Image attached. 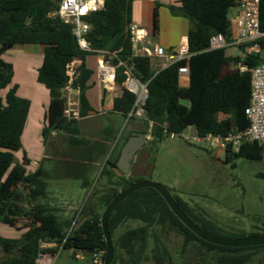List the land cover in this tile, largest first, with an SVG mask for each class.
I'll use <instances>...</instances> for the list:
<instances>
[{
  "label": "trees",
  "instance_id": "trees-1",
  "mask_svg": "<svg viewBox=\"0 0 264 264\" xmlns=\"http://www.w3.org/2000/svg\"><path fill=\"white\" fill-rule=\"evenodd\" d=\"M61 1L0 0V226L25 231L19 238H8L0 232V264H36L41 255L55 254L61 247L85 257L98 254L104 261L106 242L101 217L121 191L140 181L136 178V169L141 159L139 155L129 176L118 170L121 149L131 135L125 137L116 155H110L100 173V179L107 180V187L93 190L91 195L98 196L97 203L85 206L81 211L87 218H82L79 226L74 228L71 220L60 221L42 203L49 196L43 163L28 173L31 161L26 153L21 162L15 161V154L23 150L31 101L17 95V87L13 85V66L3 59L6 52L15 46L39 45L44 48L37 80L49 91L51 102L45 116L42 143L46 147L53 132L64 133L73 149L90 145V141L80 137L77 119H69L65 114V89L70 82L68 70L76 61L81 64L76 68L71 87L79 92L80 119L98 114L87 97L95 74L86 66L89 57L107 53L105 59H111L116 67V85L122 87V93L113 100L110 114L118 116L122 123L128 120L137 99L123 86L126 72L148 84V97L143 107L146 129L142 133L150 136V145H157L167 137H179L189 128H195L200 137L210 134L227 136L246 130L249 120L245 110L251 101V74L234 66L241 64L251 70L264 64V39L259 43L262 53L256 56L234 57L229 48L209 50L210 40L217 34L224 35L231 42L233 30L229 16L238 0H179L178 6L168 7L172 16L187 19L195 25L187 35L191 58L158 73L153 72L150 57L134 53L127 30L132 23V0H106L103 10L83 17L90 26L86 40L91 51L79 47L73 26L66 24L57 14ZM159 8L160 5L156 4L154 37L159 32ZM260 23L264 31V0L260 2ZM184 66L189 69L187 88L179 85L178 70ZM182 99L188 100L190 106L182 105ZM116 135L117 130L113 127L105 128L101 141L94 145L92 152H88L87 163L79 158L71 163L60 162L67 173L82 180L84 189L92 187L88 174L93 171L94 162L108 153ZM141 153L150 160L147 150ZM238 159L261 162L264 160V146L247 144L238 154H225L224 162L231 164ZM258 177L264 179V173ZM173 198L206 233L230 239L244 237L229 234L203 214L194 215L195 211L180 197ZM97 206L103 212H96ZM22 221L24 223L19 227ZM128 221L142 225L122 232L115 239L117 230ZM108 226L114 245L113 264H254L255 258L264 253V246L229 248L201 240L181 223L160 194L151 188L139 190L122 201L109 218ZM170 233L183 238L179 249L168 244L166 238ZM254 235L259 234L251 236ZM42 243L55 247L44 249ZM260 264H264V260H260Z\"/></svg>",
  "mask_w": 264,
  "mask_h": 264
},
{
  "label": "rangeland",
  "instance_id": "rangeland-1",
  "mask_svg": "<svg viewBox=\"0 0 264 264\" xmlns=\"http://www.w3.org/2000/svg\"><path fill=\"white\" fill-rule=\"evenodd\" d=\"M136 1L140 2L142 0H132V5ZM167 10L170 11L169 8ZM229 18L232 24L233 36H236L237 28L233 12H230ZM21 48L24 49V46ZM32 48V51L31 48H28L26 54L37 56L33 53V50L37 52V48H40V46L34 45ZM162 48L167 50L163 46ZM229 53L236 55L239 54V51L232 49ZM8 58L10 57L7 56L5 61ZM25 65L27 68L28 61ZM93 78L92 82H97ZM113 92L112 94L116 96L117 92ZM87 97L92 108L98 111L100 103L95 88L89 90ZM145 129L143 118L123 122L116 129L117 138L110 145L107 158L110 155H116L115 153L120 149L125 137L134 132L142 133ZM194 134H196L195 128H189L179 137H167L157 145L147 144L144 146L141 152L147 150L151 158L147 160L144 153L140 154L141 159L136 169V178L140 181H151L162 185L170 192L172 197H180L192 211L194 210V215H205L207 219L218 224L229 234L244 237H250L252 234L264 235V179L258 177L260 173H264V160L251 162L238 159L231 164H225V154L217 147H211L205 142L189 143L183 138ZM41 137L38 140L35 137L28 138L25 136L23 150L15 154V161L17 162L22 161L24 153L27 154L31 161L28 166V173L34 172L43 158L46 162L49 161L51 167H54V160L63 159L61 152L65 149L66 141L62 142L60 136H55L51 139L46 156L43 157L41 153L44 146ZM146 137L149 140L151 139L150 136ZM35 140L37 143H32ZM99 141H101V136ZM95 143H90L84 149L90 152ZM71 151L70 154L73 158L78 150L75 148ZM111 151L113 154L110 153ZM106 159L103 161V165L101 164L102 167L99 165L98 160L94 162L95 167L88 174V178L92 182V187L89 190L82 187V180L76 179L75 175L63 174L66 167L61 164L62 161L56 164L54 168L45 167L49 196L42 203L49 207L60 221L71 220L72 228L79 226L80 220L87 218L84 213L81 214L84 207L97 203L98 196L91 195L92 191H100L107 187V180L100 179V173L106 164ZM148 167L149 169H147ZM95 208L96 212H103L98 206ZM23 223L22 221L19 227ZM141 225V223L135 221L124 223L117 230L115 239L122 232L138 228ZM0 232L8 238H19L25 231L0 226ZM166 239L168 244L175 249H179L183 244V238L173 233H170ZM42 247L44 249L52 248L46 243H42ZM51 255L54 256V254ZM60 255L61 257L56 264H92V256L85 257L82 254L64 250ZM78 255L80 256L77 259ZM260 260H264V253L255 258L254 264H260Z\"/></svg>",
  "mask_w": 264,
  "mask_h": 264
},
{
  "label": "built area",
  "instance_id": "built-area-1",
  "mask_svg": "<svg viewBox=\"0 0 264 264\" xmlns=\"http://www.w3.org/2000/svg\"><path fill=\"white\" fill-rule=\"evenodd\" d=\"M106 0H62L59 6L58 15L66 23L73 26V34L77 39L79 47L84 51H91L86 37L90 31V26L83 17L92 12L101 11L105 7ZM260 2L261 0H238L235 8L236 36L228 42L224 35L217 34L210 40V51L223 49H236L239 51V57L245 55H260L262 53L260 41L264 39V31L260 23ZM128 32L131 35L133 45H137L145 40L147 35L138 25H129ZM152 49H144L142 56L154 57L165 61V68L182 61H189L191 54L189 52L188 38L180 42L177 53L168 54L156 42H152ZM104 52L102 61L97 68L98 78L108 88L113 89L116 85V67L112 64L111 59H105ZM236 57V56H235ZM122 65V64H120ZM242 72L251 74V101L245 110V115L249 120V127L240 132L231 133L227 136L207 135L206 137L194 135L183 137L189 143H208L211 147H217L224 154H238L242 147L247 144L256 143L264 146V64L259 65L251 70L241 64L234 66ZM180 80L189 79V69L187 66L180 67L178 70ZM70 82L65 89L66 111L65 114L69 119L79 117V92L71 87L76 76V67L73 65L68 70ZM127 79L124 87L135 94L137 99L134 109L128 116L130 118H144V105L148 97V84L138 81L131 72H126ZM78 98V100H77ZM49 247H55L53 244H47ZM63 248L53 255H41L36 264H56L60 258ZM78 258V256H77ZM92 264H103L101 256L95 254L92 256Z\"/></svg>",
  "mask_w": 264,
  "mask_h": 264
},
{
  "label": "crops",
  "instance_id": "crops-1",
  "mask_svg": "<svg viewBox=\"0 0 264 264\" xmlns=\"http://www.w3.org/2000/svg\"><path fill=\"white\" fill-rule=\"evenodd\" d=\"M159 4V32L154 37L153 35V14L155 5ZM179 0H142L136 1L132 5V15L131 20L133 25H138L142 30L143 34L147 35L145 40L137 45H134V53L136 56H142L144 49H152V42H156L160 47H164L168 54L177 53L180 42L183 39H187L188 32L192 30L195 25L184 18L174 17L170 14V11L167 10L170 6H178ZM233 17L235 18L236 11H233ZM235 35V34H234ZM235 37V36H234ZM30 46V47H28ZM34 45H25L24 49L20 47L23 46H15L8 52H6L3 56L5 61L6 57L8 58L5 62L9 63L13 66L14 69V77H13V85L17 87V95L21 98L28 99L31 101V110L28 116V120L26 122V126L24 129L23 140L25 136L28 138L35 137L36 139H40L42 136V130L44 126L45 116L48 110V107L51 102V97L49 91L38 83V69L41 67L43 63L44 57V48L40 46L37 48V52L33 50V53L37 54L31 55L26 54L28 52V48H31ZM39 46V45H38ZM19 48V49H18ZM240 54L232 55L239 56ZM152 61V70L155 73L160 72L165 68V61L163 59H156L154 57H150ZM103 56L98 55L94 57H89L86 61L87 68L94 71L93 78L97 82L90 81L91 89L95 88L97 99L100 103V108L97 111L98 114L91 115L89 117L80 119L77 118V127L80 130V137L90 141V143H95L100 140L101 133L107 127H113L117 129L122 122L119 117L113 114H110V110L112 107V102L115 98L119 97L122 93V87L115 85L113 89H108L102 81L98 78L97 68L99 63L102 61ZM28 61V66L26 68V63ZM20 62V63H19ZM30 62V63H29ZM75 67L80 66V62H74ZM25 65V66H24ZM179 85L181 88H187L189 86V79L183 78L179 81ZM90 89V90H91ZM113 91L117 92L116 96L113 95ZM89 92V91H88ZM87 92V93H88ZM78 100V98H77ZM55 136H60L62 142L66 141L65 149L62 150V158L60 160H54V167L56 164L62 161V163L67 162H75L78 158L81 159L83 163L88 161L89 153L84 147H78V153L71 157L70 152L72 153L71 145L69 144V137L64 133L53 132L49 138L48 144L45 148L43 147L41 156L45 157L46 152L51 143V139L55 138ZM42 138V137H41ZM33 141V140H32ZM42 141V139H41ZM24 142V141H23ZM37 143L35 140L32 143ZM40 143V142H39ZM38 143V146H39ZM96 144V143H95ZM111 147V146H110ZM75 149V148H74ZM82 149V150H81ZM108 153L98 159L99 165H103V161L107 158L110 149L108 148ZM40 152V151H39ZM92 152V150H91ZM112 154V151L110 152ZM110 157V156H109ZM106 159V161L109 159ZM43 163V167L50 168L51 164L46 160L41 161ZM50 165V166H47ZM101 165V167H102ZM51 167V168H54ZM63 174H68L66 171H63ZM47 177L45 171V178ZM80 255H78L79 257ZM61 257V256H60ZM78 259V258H77ZM85 259V258H84Z\"/></svg>",
  "mask_w": 264,
  "mask_h": 264
},
{
  "label": "water",
  "instance_id": "water-1",
  "mask_svg": "<svg viewBox=\"0 0 264 264\" xmlns=\"http://www.w3.org/2000/svg\"><path fill=\"white\" fill-rule=\"evenodd\" d=\"M180 103L186 107L190 106V102L186 99H182ZM149 139L145 134L140 132H134L131 134L125 145L122 147L120 157L117 163L118 170L125 176L130 175L132 163L139 151L148 144ZM107 162V161H106ZM151 188L157 191L160 196L164 199L166 204L172 213L187 227L193 234L199 237L201 240L210 244L229 247V248H248V247H259L264 246V235H254L243 238H222L210 235L203 231L198 225H196L179 207L170 192L162 185L151 181H139L121 191L113 201L107 206L101 217V227L106 242V251L104 254L103 264H113L114 260V245L109 232L108 221L117 206L124 201L131 194L145 189Z\"/></svg>",
  "mask_w": 264,
  "mask_h": 264
},
{
  "label": "flooded vegetation",
  "instance_id": "flooded-vegetation-1",
  "mask_svg": "<svg viewBox=\"0 0 264 264\" xmlns=\"http://www.w3.org/2000/svg\"><path fill=\"white\" fill-rule=\"evenodd\" d=\"M141 150H142V149H141ZM141 150L139 151V153H138V154H137V156L135 157V160H134V162H133V163H135V162H136V159H137V157H139ZM133 163H132V164H133ZM131 169H132V167H131Z\"/></svg>",
  "mask_w": 264,
  "mask_h": 264
}]
</instances>
